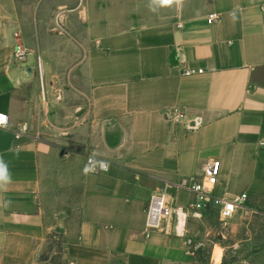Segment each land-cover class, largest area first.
<instances>
[{"label":"crops","instance_id":"crops-1","mask_svg":"<svg viewBox=\"0 0 264 264\" xmlns=\"http://www.w3.org/2000/svg\"><path fill=\"white\" fill-rule=\"evenodd\" d=\"M72 1L87 48L70 58L80 87H58L57 58L43 54L42 93L19 2L0 0V162L11 175L0 264H43L48 235L69 264H193L206 211L190 208L180 181L217 159L219 194L264 192V0ZM90 156L108 170L92 172ZM161 193L172 214L148 231Z\"/></svg>","mask_w":264,"mask_h":264},{"label":"rangeland","instance_id":"rangeland-1","mask_svg":"<svg viewBox=\"0 0 264 264\" xmlns=\"http://www.w3.org/2000/svg\"><path fill=\"white\" fill-rule=\"evenodd\" d=\"M24 14L25 47L30 54L55 57L51 65L57 72L58 87H80V74L73 77L71 68L76 63L71 57L84 55L87 48L80 46V17L70 11L72 0H18ZM72 30V31H71ZM70 35L73 41H66ZM76 40V41H75ZM253 201V202H252ZM255 212L241 211L228 220H220L215 211H206L198 232L191 238L193 264H264V192L247 202ZM60 236L48 235L42 253L43 264H69L61 254Z\"/></svg>","mask_w":264,"mask_h":264},{"label":"built area","instance_id":"built-area-1","mask_svg":"<svg viewBox=\"0 0 264 264\" xmlns=\"http://www.w3.org/2000/svg\"><path fill=\"white\" fill-rule=\"evenodd\" d=\"M217 18L215 13L207 16V22L211 23ZM26 48L21 44H16L14 48V58L18 62H23L27 56ZM36 71L41 80V91L43 93V65L40 57L36 58ZM203 69H188L185 70V75L201 74ZM9 125L8 115L0 112V127L6 128ZM28 130L25 123H22L18 128L13 130L16 138L24 135ZM260 147L264 150V139L260 141ZM87 162L90 170L95 173L108 170V163L103 160H95L93 157H88ZM220 176V160L209 159L202 167V178L200 180L182 179L178 186L187 188L193 199L190 203V208L196 211H215L220 220H228L241 211L255 212L253 208L247 206L248 194L241 193L235 197H228L219 194L216 191V186ZM172 211L167 204L164 194H155L149 200L146 209V228L148 231L156 230L161 221L170 217Z\"/></svg>","mask_w":264,"mask_h":264},{"label":"clouds","instance_id":"clouds-1","mask_svg":"<svg viewBox=\"0 0 264 264\" xmlns=\"http://www.w3.org/2000/svg\"><path fill=\"white\" fill-rule=\"evenodd\" d=\"M161 3H170L171 0H160ZM11 182V175L8 173L6 165L0 162V190H3L5 186Z\"/></svg>","mask_w":264,"mask_h":264},{"label":"trees","instance_id":"trees-1","mask_svg":"<svg viewBox=\"0 0 264 264\" xmlns=\"http://www.w3.org/2000/svg\"><path fill=\"white\" fill-rule=\"evenodd\" d=\"M40 258H41L42 261H45V258L43 257V255H41Z\"/></svg>","mask_w":264,"mask_h":264},{"label":"water","instance_id":"water-1","mask_svg":"<svg viewBox=\"0 0 264 264\" xmlns=\"http://www.w3.org/2000/svg\"><path fill=\"white\" fill-rule=\"evenodd\" d=\"M27 72L30 73L31 72L30 69H27Z\"/></svg>","mask_w":264,"mask_h":264}]
</instances>
